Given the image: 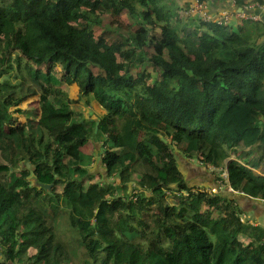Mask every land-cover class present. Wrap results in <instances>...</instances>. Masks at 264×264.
<instances>
[{
  "label": "trees",
  "instance_id": "obj_1",
  "mask_svg": "<svg viewBox=\"0 0 264 264\" xmlns=\"http://www.w3.org/2000/svg\"><path fill=\"white\" fill-rule=\"evenodd\" d=\"M195 1L0 0V264H264V21Z\"/></svg>",
  "mask_w": 264,
  "mask_h": 264
},
{
  "label": "rangeland",
  "instance_id": "obj_2",
  "mask_svg": "<svg viewBox=\"0 0 264 264\" xmlns=\"http://www.w3.org/2000/svg\"><path fill=\"white\" fill-rule=\"evenodd\" d=\"M209 3V2H208ZM106 23H109V20H106ZM251 22H249V21H247V22H245V24L246 25H249ZM263 30H264V26H263ZM157 49H158V51H160L161 50V43L160 44H158L157 45ZM68 87H66V89H68V93H69V97H70V99H71V101H72V105H74L75 107L76 106H78V105H80V104H84V101L82 102V103H77L76 102V98L79 96V89L77 88V87H75V86H69V85H67ZM86 108H88V109H92L93 111H96L97 109V106H96V104L94 103L93 104V107L92 106H87ZM100 110V109H99ZM83 152L85 153V160H84V164L87 166V167H89L88 166V160H89V157L90 156H92L94 153H96L95 152V150H94V147H93V145L91 144V143H87L86 145H85V147H84V149H83ZM171 155V152H170V150H168V151H165V153L163 154V158L165 159V158H167V157H169ZM229 159H237L238 161H240L241 163H245L242 159L243 158H237V156L235 155V153H232V155L229 157ZM228 159V160H229ZM182 160H183V157H178V161L181 163V166H182V169L184 170V171H186V173L189 175V169H192L193 171H194V173L195 174H193L192 176H195V175H197V176H199V168H198V164H197V162H194V163H192L193 165L191 166V163L190 162H188L189 164H184V163H182ZM245 164H247V163H245ZM250 166V165H249ZM212 171H213V174L215 175V176H219L220 178H221V180H217L220 184H222V186H225L224 184H223V182H227V180H228V174H227V172H226V170H222V169H220V168H210ZM100 169H96L95 170V174H96V176H97V178H98V180H101V181H106V178L104 177V174H103V172H101V171H99ZM254 170V169H253ZM261 170H262V168L260 167V168H257V169H255L254 170V172L255 173H257V174H262V172H261ZM96 171H98V172H96ZM216 173V174H215ZM206 174H208V175H210V173L209 172H207ZM222 178L224 179V181L222 182ZM4 181V180H3ZM213 190V189H212ZM213 191H216L215 189L213 190ZM255 214L254 213H247V216L248 217H250V219L251 220H253L254 221V223L255 224H258V223H256L255 222V220H254V218H253V216H254ZM255 217V216H254ZM247 219H249V218H247ZM241 220H246V218L244 217V216H242V218H241ZM261 222L262 221H264V219H261L260 220ZM258 225H260V224H258ZM69 251V253H70V256L72 257V258H77V255H76V252H77V249H72L71 248V250H68Z\"/></svg>",
  "mask_w": 264,
  "mask_h": 264
},
{
  "label": "crops",
  "instance_id": "obj_3",
  "mask_svg": "<svg viewBox=\"0 0 264 264\" xmlns=\"http://www.w3.org/2000/svg\"><path fill=\"white\" fill-rule=\"evenodd\" d=\"M245 5L243 6V10L240 11L239 8L236 7V2L234 3L232 0H209V10L214 12H221L223 10H228L232 12V16L230 17V22L237 24L239 19H242L239 17L238 13H249V14H261L262 21H264V5L259 4V2H256L255 0H244ZM245 6L249 7L245 9ZM260 6V7H257ZM261 22V21H259ZM96 143V142H95ZM101 170V166L98 168ZM251 213H254L255 217L253 216L256 223L260 224L264 227V221H260L261 219H264V203H262L260 208H257L255 211L251 210Z\"/></svg>",
  "mask_w": 264,
  "mask_h": 264
},
{
  "label": "built area",
  "instance_id": "obj_4",
  "mask_svg": "<svg viewBox=\"0 0 264 264\" xmlns=\"http://www.w3.org/2000/svg\"><path fill=\"white\" fill-rule=\"evenodd\" d=\"M235 3V0H232ZM260 7V6H257ZM249 8L247 6H245V9ZM190 12L192 14L198 15V17L202 18L205 21H216L218 24L221 25H227L230 22V17L232 16V12L228 11V10H223L221 12H215L212 13L209 10V6L206 2H199V0H196L192 7ZM187 14H190L189 12H186ZM239 17H241L242 19H252L254 21H261L262 20V16L261 14H249V13H238Z\"/></svg>",
  "mask_w": 264,
  "mask_h": 264
},
{
  "label": "water",
  "instance_id": "obj_5",
  "mask_svg": "<svg viewBox=\"0 0 264 264\" xmlns=\"http://www.w3.org/2000/svg\"><path fill=\"white\" fill-rule=\"evenodd\" d=\"M239 10L242 11L243 8L242 7H239ZM98 131V123L96 124L95 126V132ZM41 186H44L45 188L49 189L50 188V185H44V184H40Z\"/></svg>",
  "mask_w": 264,
  "mask_h": 264
},
{
  "label": "clouds",
  "instance_id": "obj_6",
  "mask_svg": "<svg viewBox=\"0 0 264 264\" xmlns=\"http://www.w3.org/2000/svg\"><path fill=\"white\" fill-rule=\"evenodd\" d=\"M208 4V6H209V3H207ZM215 13V12H214ZM230 23V22H229Z\"/></svg>",
  "mask_w": 264,
  "mask_h": 264
}]
</instances>
